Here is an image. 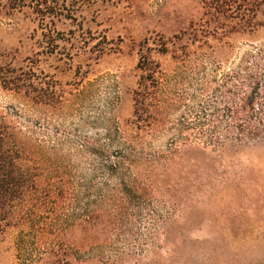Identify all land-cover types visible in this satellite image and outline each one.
Wrapping results in <instances>:
<instances>
[{
    "label": "rangeland",
    "instance_id": "1",
    "mask_svg": "<svg viewBox=\"0 0 264 264\" xmlns=\"http://www.w3.org/2000/svg\"><path fill=\"white\" fill-rule=\"evenodd\" d=\"M61 3L45 23L33 7L0 12V114L42 176L29 221L0 232V264H264V8L243 32L201 0ZM143 56L163 84L152 131L134 125ZM176 124L189 182L110 213L120 195L99 176L116 157L164 150ZM244 124L259 136L239 141ZM139 166L144 179L151 165Z\"/></svg>",
    "mask_w": 264,
    "mask_h": 264
},
{
    "label": "trees",
    "instance_id": "2",
    "mask_svg": "<svg viewBox=\"0 0 264 264\" xmlns=\"http://www.w3.org/2000/svg\"><path fill=\"white\" fill-rule=\"evenodd\" d=\"M205 7L209 10H214L218 15L240 21V30L253 31L259 26L258 14L264 8V0H201ZM33 7L36 14L39 16L42 23L47 20L52 21L51 16L62 13L64 5L61 0H0V12L6 11V14L12 15L24 8ZM208 14V13H207ZM139 67L150 73L149 77H143L138 89L135 91L134 100V117L137 129L149 128L154 130L156 122L161 123V119L155 120V115L161 116L159 111L160 101L156 99V95L163 86L161 77L156 70L157 65L148 57L143 56ZM43 103V101H41ZM162 111L169 110L167 115L173 111L172 106L162 107ZM157 110L159 112H157ZM165 113V111L163 112ZM257 119L262 114L261 109L256 111ZM160 114V115H159ZM152 119L153 121H151ZM148 122V124H147ZM261 124V121L258 122ZM164 124V123H163ZM160 124V132L169 131L166 125ZM185 124H176L170 130L177 131L178 136H174L168 142L166 148L158 153H150L143 160H134L128 157H116L117 161L108 165L106 172L100 177H110L114 179L115 190L120 195L118 206L113 208L119 214L124 209L130 206L142 205L143 199L147 193L162 189H173L178 185H185L189 181L184 176V173L177 172L182 167L187 159V153L182 149L187 146L188 142L182 136V130L187 129ZM264 128V126H263ZM233 130L230 127L226 129L227 133ZM237 138L243 142L244 139H251L259 136V125L253 126L244 124L238 128ZM192 144V143H190ZM203 148L215 147L226 150L228 144L219 142H202ZM33 145L19 135L16 129L0 114V232L7 228L18 224L19 222H28L29 209L36 198L37 188L41 185V174H37L35 162L33 160ZM197 151L196 156L204 154V152L195 146ZM194 163L198 162V158H194ZM151 165L146 170L144 179L140 177L144 173H136L133 175L131 170L139 169V165ZM194 166V164H193ZM196 166V164H195ZM177 169V170H176ZM97 177L95 178V181ZM190 184V183H189ZM109 188V184L106 185ZM50 191L46 192L38 199L40 205L45 206L49 199L54 198ZM101 202L106 201V197H100ZM115 197L111 201H115ZM146 201V199H145ZM144 201V203H145ZM150 204V203H149ZM88 215V214H87Z\"/></svg>",
    "mask_w": 264,
    "mask_h": 264
}]
</instances>
